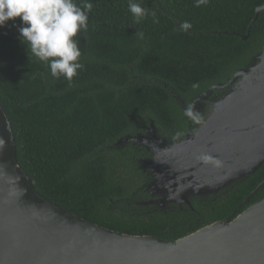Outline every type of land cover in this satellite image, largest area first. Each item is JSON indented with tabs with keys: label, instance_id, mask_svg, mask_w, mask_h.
Listing matches in <instances>:
<instances>
[{
	"label": "trees",
	"instance_id": "obj_1",
	"mask_svg": "<svg viewBox=\"0 0 264 264\" xmlns=\"http://www.w3.org/2000/svg\"><path fill=\"white\" fill-rule=\"evenodd\" d=\"M91 2L88 31L77 36L85 67L71 86L27 51L20 18L0 27V102L18 163L39 194L110 230L157 235L166 219L136 222L116 207L146 180L131 153L110 146L151 121L173 138L184 136L190 124L178 98L190 104L261 52L264 11L243 37L264 0H210L200 8L195 0H136L157 12L158 24L151 17L134 23L128 0ZM183 21L192 24L187 32Z\"/></svg>",
	"mask_w": 264,
	"mask_h": 264
},
{
	"label": "water",
	"instance_id": "obj_2",
	"mask_svg": "<svg viewBox=\"0 0 264 264\" xmlns=\"http://www.w3.org/2000/svg\"><path fill=\"white\" fill-rule=\"evenodd\" d=\"M262 11L264 5L257 9L243 40L249 39ZM258 60L264 65V50L228 83L213 87L226 89L240 77L245 82H240L236 92L215 102L211 117L195 138L188 136L175 144L176 149L192 146L188 150L193 153L187 162L189 169H193L197 154L206 150L207 154L214 153L218 145L228 146V152L245 153L236 161L246 171L240 180L264 166V119L255 115L264 112V78L258 83L250 78V69ZM206 98L203 95L197 103ZM182 105L185 108L184 102ZM151 127L156 128L153 122ZM243 161L248 163L243 165ZM206 169L215 168L208 164ZM263 187L264 182L249 198ZM198 188L201 190L188 188L187 193H211ZM129 203L136 207L153 206L155 211L168 208L138 200ZM0 264H264V198L235 220L218 222L176 242L110 230L73 214L36 191L32 179L18 163L14 131L0 102Z\"/></svg>",
	"mask_w": 264,
	"mask_h": 264
},
{
	"label": "flooded vegetation",
	"instance_id": "obj_3",
	"mask_svg": "<svg viewBox=\"0 0 264 264\" xmlns=\"http://www.w3.org/2000/svg\"><path fill=\"white\" fill-rule=\"evenodd\" d=\"M263 50L264 46L243 70L251 65L255 57L262 55ZM260 64L261 60H258L250 69V78L253 83H258L260 79L264 78V65ZM241 81L244 82L242 77L226 89H214V85L206 93L192 101L190 104H193L195 111L201 114L204 123H193L185 116L190 125L188 132L181 138H173L169 134L163 133L151 121L148 127L119 138L114 145L110 146V149L118 151L121 155L131 153L133 163L142 171L146 180L145 185L139 188L131 198L117 203L116 207L120 213L131 216L132 220L136 222H151L156 216H161L163 219L161 225H165V219L167 221V225L160 228L157 235L148 236L176 242L218 222L233 221L264 198V194H260L264 187L252 198H249L264 182V175H261L264 172V166L258 172L240 180L246 171L244 166L236 164V161L237 158L245 156V153L228 152V146L218 145L214 153L207 154L208 150H206L204 153L197 154L196 161L193 162V169H189L187 162L193 158V153L188 150H191L192 146H186V150L175 148L176 143H180L188 136L195 138L200 127L211 117L215 102L221 101L228 94L240 89ZM203 95L207 98L201 99L197 103ZM182 103L183 101L179 100L184 112L185 108ZM187 105L189 104H186L185 107ZM255 115L257 118L264 119V112L255 113ZM152 122L156 128L151 127ZM200 157L208 159L204 160ZM243 162V165L248 163L247 161ZM208 164L215 169H206ZM259 173L260 175L251 181V178ZM257 181L259 182L256 183ZM144 187H147L146 190L142 194H138ZM198 187L206 188L205 190L211 191V193L203 196L193 195L192 192L187 193L188 188L201 190ZM125 200L126 202H124ZM135 200L147 205L168 208L155 211L153 206L130 205L129 202ZM150 201L152 202L149 203Z\"/></svg>",
	"mask_w": 264,
	"mask_h": 264
},
{
	"label": "clouds",
	"instance_id": "obj_4",
	"mask_svg": "<svg viewBox=\"0 0 264 264\" xmlns=\"http://www.w3.org/2000/svg\"><path fill=\"white\" fill-rule=\"evenodd\" d=\"M209 3L210 0H195L197 8L207 7ZM93 7L91 0H0V27L20 18L23 24L19 28L21 43L49 68L51 77L64 78L71 86L78 70L85 67L80 62L82 52L77 36L88 31L89 14ZM128 8L136 24L148 17L153 23H159L157 12L143 7L136 0H128ZM179 27L187 32L192 24L183 21ZM136 34L140 39L144 38L143 32ZM191 87L197 89L199 84L193 83ZM184 115L193 123H204L193 104L185 107Z\"/></svg>",
	"mask_w": 264,
	"mask_h": 264
}]
</instances>
